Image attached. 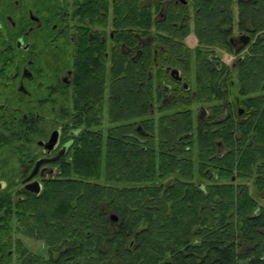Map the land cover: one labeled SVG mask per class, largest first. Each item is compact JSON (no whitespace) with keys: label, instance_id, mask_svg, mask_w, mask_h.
<instances>
[{"label":"trees","instance_id":"trees-1","mask_svg":"<svg viewBox=\"0 0 264 264\" xmlns=\"http://www.w3.org/2000/svg\"><path fill=\"white\" fill-rule=\"evenodd\" d=\"M74 1L69 14L80 22L75 106L86 109L88 118L76 119L83 128L39 195L14 200L7 188L0 190V264H264V205L246 184L234 182L255 176L257 189H264V0ZM65 9H47L49 18L62 21L52 28L47 20L51 33L65 37L62 66ZM86 19L110 29L112 41L123 44L122 51H108L104 71V41L88 37ZM22 24L7 38L0 28V74L12 66L1 59L15 49L13 37ZM238 30L250 35L242 47L247 52L233 68L215 64L209 55L219 60L233 52L229 37ZM191 31L197 37L193 49L183 40ZM149 33L162 46L155 55L146 42ZM34 46L26 53L37 58ZM52 57L37 67L43 70ZM153 63L158 82L168 65L181 68L183 78L196 85L186 97H171L156 109ZM2 83L0 99L15 94ZM58 87L68 95L67 86ZM233 88L247 110L241 117L222 110ZM104 96L110 126L101 133L102 111L93 106ZM194 99L209 103L211 117L195 119ZM6 104L0 102V153L19 157L34 142L40 119L13 116ZM8 104L19 107L15 100ZM17 235L43 242L47 256L29 251Z\"/></svg>","mask_w":264,"mask_h":264},{"label":"flooded vegetation","instance_id":"flooded-vegetation-1","mask_svg":"<svg viewBox=\"0 0 264 264\" xmlns=\"http://www.w3.org/2000/svg\"><path fill=\"white\" fill-rule=\"evenodd\" d=\"M182 1V0H181ZM186 0H183V4L186 3ZM16 2L15 4H17ZM65 13H67V16L65 18L63 17V20L67 21V28H68V34H67V67L65 69L64 73H60L62 69V65L57 64V57H54V59L51 60V64H47L46 67L44 65L42 66L43 70L41 68H38L37 65L41 63L40 60H38L35 56H33L31 53L27 54V49L31 46L33 43V40L30 39V36L32 35V32L35 29H39L42 24L43 20H50L45 18V14L38 15L36 13H33L31 10H28V16L25 17L22 21V26L23 28L19 30V32L13 37L15 41V49L10 52L9 58L3 57L1 61H9L12 66L7 68L5 71V74H0V83H2V87L8 88L12 87L15 89V94H8L6 92L4 95H2V98L0 99L1 103H7L8 101L11 102L15 100L17 102V108L23 109V117L27 119V117L30 118V116H33L32 118L34 119H40L42 115L40 114L39 108L41 107V100L35 98V94L39 93L42 91L40 88H45L43 91L48 97H54L55 102H56V97L58 93V86L60 84L67 86V93L69 96V101H68V108H69V114L67 119H70L69 122L67 121H61L58 123L56 126L46 128H39L40 131L38 133L40 134V137L34 140L35 146L39 149L35 151V153H32L30 157L27 158V161H23L20 163L19 169H14L10 170V167H8L7 164L6 168L4 170V176L5 178H0V190L7 188L8 193L10 194V198L14 200H24L27 195H39L41 190L44 187V184L47 180L55 178V175L58 174L59 172V164L61 163L62 159H66L65 157L69 153V149L71 148L74 139L76 136L79 135L80 130L83 128L82 125L77 124L76 119L78 116L83 115L84 117L88 118V113L84 115V112H87L86 109L83 111L78 110L75 106V98H76V91H75V73H76V62H77V49H78V33H77V28L76 26L80 24L79 20L77 18H73L69 13H72L74 9L76 8L75 1H68L65 3ZM69 14V15H68ZM3 20H6V23H3L0 21V28L1 30L4 31V36L8 35L9 30H17L19 23H17L14 17H11L9 14H6ZM29 20L31 24L26 23V21ZM51 20H61V19H51ZM69 20V21H68ZM107 21L108 24H112L113 20L112 18H109ZM155 21V20H154ZM69 22V25H68ZM85 23V28L87 31L88 37H95V35H98L101 37V40L104 41V46H103V54H104V59H100L103 64V71L104 68L107 67V63L109 65V62L107 61V56H108V51H112L113 47L118 46V48L122 51L123 50V44L122 43H114L113 40V32L110 31V29L107 31V28L104 26H101V24H94L91 26L90 20L86 19L83 20ZM101 22V21H100ZM52 28L56 27V22L52 24ZM108 36L106 37V33ZM237 33V34H236ZM235 34L229 37V41L233 47V55H229L231 61V68H233L237 62V60L247 52V48H242L245 44H247L250 41V35L241 32L238 30ZM242 35H247L248 36V42L244 43L241 36ZM138 38V36H136ZM57 38V37H56ZM189 38V40H188ZM18 40H20V44H18ZM183 40L187 45H189L192 49L196 46L197 44V37L193 31L188 33ZM63 41V39H62ZM147 44L150 46L151 54L155 55L157 54V47L159 46V49L162 48V46L158 43H156L153 35L151 33L148 34V37L146 38ZM60 45V44H58ZM139 41L135 45V52L134 55L138 54L139 50ZM243 49V50H242ZM131 49L129 48L127 50V53H129ZM17 53V54H16ZM227 53V52H223ZM19 54V56H18ZM228 54V53H227ZM217 54L212 53L209 55V58L214 61L215 64H218V62L225 63V59L219 58V60L216 58ZM37 59V61H36ZM216 59V60H215ZM60 66V67H59ZM168 67H173L179 70V74L181 79H175L173 76L170 74V70H168ZM1 68V66H0ZM155 70L156 67L154 63L151 66V72L149 73V77L152 78V85L154 88V91H156V97L158 100V103H156V109H160L161 106L166 104L171 97L174 98V96H179V98H184L186 97V92L196 85L195 82L188 83L182 76V71L181 68L177 66H164V71L167 73L166 76H164L161 79V82H158L155 77ZM6 79V81H5ZM35 80H38V82L35 83ZM8 83V85H6ZM48 84L51 85L52 90L48 88ZM180 87L178 90H174L173 87L177 85ZM191 86V87H190ZM160 89V92H159ZM235 89V88H233ZM231 94H229L228 98L223 100L221 102L223 104L222 110L223 113L226 115H234L236 117H241L245 113V106L241 105V102L239 98L236 96V89L233 90ZM158 90V91H157ZM190 93L194 96V92L191 90ZM10 95V97H8ZM184 95V96H183ZM177 98V97H176ZM33 99L35 102H33ZM97 102V100H96ZM95 102V105L93 106L94 112H98V109L102 111L101 114V122L104 121V107L106 103V98L101 100L100 104L98 105ZM47 103V101H46ZM215 103V102H214ZM217 103V102H216ZM209 103L200 104L198 109L196 110L195 117L198 121L205 120L207 117L210 115V108H209ZM88 103V107H89ZM204 106L207 110L206 114L199 119V110L200 107ZM88 109V108H87ZM27 112L33 113V115L28 116ZM229 113V114H228ZM38 114V115H37ZM56 114V112H55ZM57 115V114H56ZM26 116V117H25ZM99 117V115H96L94 118ZM54 118L57 119V117L54 115ZM101 125V124H100ZM70 126V128H69ZM92 128H96L92 127ZM55 130H58V140L57 144L55 145L54 148L50 149L48 148L45 143L50 139L51 135ZM71 142L70 145L68 146L66 152L57 158L56 160H49L48 159L54 157L59 149L66 143V142ZM33 145V144H31ZM33 145V147H35ZM46 146V147H45ZM33 152V151H32ZM39 152V153H38ZM39 159H44L45 162H42L40 165H38L35 168L36 162ZM39 182L40 184V190L38 192H34L30 189L27 188V185L32 183V182ZM110 218L112 220L116 219L115 214H111ZM35 243H38V245L41 248L46 249L47 247L44 245L43 242L35 240ZM23 245H25L22 242ZM26 247V246H25ZM27 248V247H26ZM28 249V248H27ZM30 251V250H29ZM35 253V252H32ZM38 255L37 253H35ZM48 254V253H47Z\"/></svg>","mask_w":264,"mask_h":264},{"label":"rangeland","instance_id":"rangeland-1","mask_svg":"<svg viewBox=\"0 0 264 264\" xmlns=\"http://www.w3.org/2000/svg\"><path fill=\"white\" fill-rule=\"evenodd\" d=\"M68 1H72V0H68ZM16 2H18L17 4H15ZM67 2V0H0V21H2L3 23H6V20H3L4 17L6 16V14H9L11 17H14L17 23L20 22V20H23L25 17L28 16L27 11L31 10L33 13H36L38 15L41 14H45V18L49 15L47 9H48V4H53L54 6L59 7L61 10L64 8L65 9V3ZM6 5H8V8L6 7ZM47 19H49V16L47 17ZM52 18H50L49 21H51ZM29 20H27L28 22ZM47 20H43V24L42 26L33 33V35L30 36V39L33 40V45H35L34 47H37L40 52L37 55V58L43 63L44 59L49 58L50 56H53L52 58L54 59V57H57V64L58 65H62L63 63V41L62 39L65 38L64 35H60V33H51L49 25L51 22H60L62 23L61 20H52L51 22H49ZM49 22V23H47ZM8 23V22H7ZM32 25V23H31ZM49 28V29H48ZM2 31L3 36L4 31ZM56 34V35H55ZM67 34H68V30L66 32V38H67ZM53 37H55V39H52ZM57 37V38H56ZM52 40H51V39ZM189 40V38H188ZM60 44V45H58ZM55 47H58L56 49H53ZM67 42H66V49H67ZM43 52V53H42ZM228 53V54H227ZM227 53H221L220 57L221 59H225V64L230 65L231 64V59H229V55H233L232 52H227ZM67 67V64H64L63 68L61 69L60 73H64L65 69ZM107 67H108V63H107ZM38 82V80H35V83ZM48 88L49 89H53L51 88V85L48 84ZM42 89V91H40L39 93L35 94V98L41 100V107L39 108L40 114L42 115L40 118H42V120L39 122L38 124V128H43L46 126V128L49 127H53L56 126L58 123H60L61 121H65L67 120V118L69 117V108H68V101H69V96L65 95L63 92V90L59 89L58 87V93H57V97H56V102L54 97H50V95H48V97H46L45 93L43 92L45 90V88H40ZM44 89V90H43ZM66 96V98H65ZM65 99V100H64ZM47 101V103H46ZM33 102H35V100L33 99ZM190 102L192 103V109L194 111V114L196 113V110L198 109V107L200 106L201 103L196 102L195 99L194 100H190ZM17 107V106H16ZM5 108L13 115V116H18L21 115L23 116V109H17L15 108L14 105H10V104H6ZM107 101L105 103V107H104V118L101 122L100 128H101V133H103L106 128L108 126H110V124L107 122ZM56 112V114H55ZM161 113V112H159ZM15 114V115H14ZM27 114L33 115V113H29L27 112ZM54 115L57 117V119L54 118ZM66 116H68L66 118ZM158 116V112H156L155 118ZM14 118V117H13ZM16 119V118H15ZM18 123L19 121L16 120ZM19 126V125H17ZM16 127V126H15ZM24 128V126L22 127V129ZM70 128V126H69ZM34 138L37 139L40 137V134L37 132L34 134ZM34 139V140H35ZM21 143V142H20ZM35 146V143H32ZM33 145H26L24 146V149L26 151L23 152V154H19V157L17 155V153H0V178H5L4 176V170L6 168V165H8V167H10V170H14V169H19L20 163L23 161H27V158L30 157L32 155V153H35V151L39 150L36 146L33 147ZM29 149V150H28ZM33 151V152H32ZM39 153V152H38ZM70 157V156H69ZM235 179V177H234ZM254 180H255V176H252L249 180L247 179H235V183L237 184H246L249 188L250 194L257 199V201L259 202V204L264 205V201L260 198V195L264 196V189L262 191H259L256 187V184H254ZM204 182H208L207 180H203ZM19 236V238L21 239V241L25 244L24 246H26L31 252H35L38 255H41L44 257L47 256V248H41L38 243H35V240H33L30 237H24V236Z\"/></svg>","mask_w":264,"mask_h":264},{"label":"water","instance_id":"water-1","mask_svg":"<svg viewBox=\"0 0 264 264\" xmlns=\"http://www.w3.org/2000/svg\"><path fill=\"white\" fill-rule=\"evenodd\" d=\"M241 38H242V40H243L244 43L248 42V39L249 38H248L247 35H242ZM18 44H20V40H18ZM167 69L170 70L171 76H173L175 79H178V80L181 79L178 69L173 68V67H168ZM206 112H207L206 108L204 106H201L200 107V110H199L198 118L201 119L206 114ZM58 133H59L58 130H55L53 132V134L51 135L50 139L47 141V143H45V145L48 148L52 149V148L55 147V145L57 144V140H58ZM70 143H71L70 141L69 142H66L59 149V151L57 152V154L54 157L48 159L47 161H49V160H51V161L52 160H56L57 158H59L60 156H62L66 152V150H67L68 146L70 145ZM42 162H45V160L44 159H39L36 162L35 168L38 165H40ZM27 188L30 189V190H32V191H34V192H38L40 190V184H39V182L34 181V182L28 184L27 185Z\"/></svg>","mask_w":264,"mask_h":264},{"label":"bare ground","instance_id":"bare-ground-1","mask_svg":"<svg viewBox=\"0 0 264 264\" xmlns=\"http://www.w3.org/2000/svg\"><path fill=\"white\" fill-rule=\"evenodd\" d=\"M177 33H179V32H177ZM237 34V33H236ZM117 60V59H116ZM216 60V59H215ZM113 63V62H112ZM95 70V69H94ZM100 73V72H99ZM92 75H94V74H92ZM96 75V74H95ZM98 75V74H97ZM91 78V77H90ZM89 78V79H90ZM96 78V77H95ZM246 85V84H245ZM191 87V86H190ZM206 88V87H205ZM216 88V87H215ZM225 90V89H224ZM224 95V94H223ZM184 96V95H183ZM239 97V96H238ZM181 99V98H180ZM174 102V101H173ZM214 104V103H213ZM204 105H206V104H204ZM214 107V106H213ZM229 114V113H228ZM15 115V114H14ZM38 115V114H37ZM26 117V116H25ZM210 117H211V115H210ZM196 119V118H195ZM240 119V118H239ZM203 122V121H202ZM230 124V123H229ZM241 124V123H240ZM239 124V125H240ZM206 127V126H205ZM230 127V126H229ZM240 126H238V128H239ZM243 129V128H242ZM260 134V133H259ZM220 136V135H219ZM259 136V135H258ZM184 141V140H183ZM36 143V142H35ZM257 143V142H256ZM46 147V146H45ZM208 149V148H207ZM203 155V154H202ZM217 157V156H216ZM223 208V207H222ZM222 210V209H221ZM26 211V210H25ZM76 212V211H75ZM29 213V212H28ZM234 213V212H233ZM30 214V213H29ZM38 215V214H37ZM62 243V242H61ZM38 253V252H37ZM25 257V256H24ZM35 257V256H34ZM6 258V257H5Z\"/></svg>","mask_w":264,"mask_h":264},{"label":"built area","instance_id":"built-area-1","mask_svg":"<svg viewBox=\"0 0 264 264\" xmlns=\"http://www.w3.org/2000/svg\"><path fill=\"white\" fill-rule=\"evenodd\" d=\"M230 59V58H229Z\"/></svg>","mask_w":264,"mask_h":264}]
</instances>
